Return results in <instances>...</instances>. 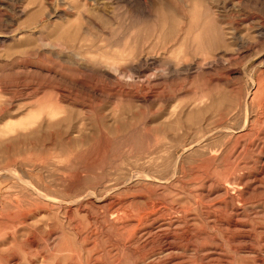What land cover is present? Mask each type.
I'll return each instance as SVG.
<instances>
[{"label": "rangeland", "instance_id": "1", "mask_svg": "<svg viewBox=\"0 0 264 264\" xmlns=\"http://www.w3.org/2000/svg\"><path fill=\"white\" fill-rule=\"evenodd\" d=\"M21 1L0 0V264L159 261L138 260L122 228L149 200L203 219L198 201L228 190L239 218L264 223V0H98L89 20L82 0L54 2L43 20L47 0ZM165 45L190 67L157 86L171 102L152 103L143 87L128 88L133 102L99 96L107 66L127 72L115 51L135 47L136 61ZM55 85L75 101L53 115L42 101ZM208 235L222 264H264V247ZM197 241L185 255L206 264Z\"/></svg>", "mask_w": 264, "mask_h": 264}, {"label": "bare ground", "instance_id": "2", "mask_svg": "<svg viewBox=\"0 0 264 264\" xmlns=\"http://www.w3.org/2000/svg\"><path fill=\"white\" fill-rule=\"evenodd\" d=\"M54 2H57L58 4H65L66 8L73 9L71 4L68 3L66 0H47V3L45 2L46 7H47V13L45 15H43L40 20H43L44 17H46V16L47 17L52 16L51 14L53 13V10H54ZM79 2H80V0H79ZM98 4H99L98 0H82L81 9L77 10L78 16L83 17L86 20H89L90 18L88 15L89 14L88 13V11H89L88 7H90L91 5H98ZM25 11H26V9H24V10L22 9L21 13H25ZM62 13L64 15H68V12L66 9H62ZM58 16L60 17V15H58ZM197 35L199 36V33ZM111 46H113V45H111ZM172 46L165 45L163 50L160 53H158L156 56H152V55L147 56V54H146V56H144V57H141L142 55H139L140 57H138V55H136L137 56L136 61L131 60V56L135 55V53H136L134 50L135 47H128V49L124 48V50L115 51V53L118 55L117 56L118 59L127 60V62H129L126 64L127 65V72H123L124 70L122 71V69H121V67L124 65V64H122L123 62L121 64L118 63V65L107 66V68L110 70L109 71L105 70L104 72H102L103 73L102 76L107 81L106 86L109 88L110 92L106 93V94L104 93L105 95L104 94L99 95V93H100L99 92L97 95L102 96L103 98H104V96L107 98H114L115 101L116 100L117 101L123 100V101H127V102H133V101L137 100V98H136L137 96L133 95V93H131V91H129L128 88L130 89L133 87H136V88L137 87L138 88L143 87L144 89H147L149 91V93H150L149 100L152 103L153 102H161L164 105L168 104L169 102H171L170 100L173 97L171 98V96H168V95H166V96L165 95H158L156 93L157 92V86L158 85L162 86L164 84V82H167L171 78L179 75L180 73H185V72L189 71V69H190L189 65L184 60L183 54L181 56H178L176 59L170 58L169 52H170V48ZM85 47H87V45L85 43H82L79 46L80 50L84 51V52L86 49ZM92 47H94V45H91L87 48L91 49ZM73 48H75V47H73ZM125 49H126V51H125ZM125 52H127V53H125ZM201 69H202V66L199 64H196V67H195L196 72L199 73ZM110 71H112V72H110ZM135 76H137L139 79H141L140 80L141 83L139 80L135 79ZM138 83H139V85H138ZM45 89L51 90L54 93V97L51 98V100H49V101L48 100L46 102L42 101V103L45 104L44 106H42L43 112H47L48 114L54 115L58 111L60 112V110L63 109L64 105L74 104L75 99L68 96V94L66 95L63 90H61L59 87H57V85L46 86ZM62 89H64V88H62ZM82 89H84V88H82ZM88 90H89V88H88ZM26 92H29V91H26ZM90 92H89V95H90ZM97 92H98V90H97ZM33 93H36V92H33ZM93 94H96V92H93ZM25 95H26V93H25ZM86 96L89 99L90 96H88V94ZM29 97H31V95ZM81 104H82V102H81ZM84 106H86V105L84 104ZM87 107H89V106L87 105ZM42 122H43V119H42ZM231 179H230V175H228L225 178L226 184L230 183L231 181L233 182V180H231ZM159 181H161V180H159ZM226 189H227V187H226ZM227 191L223 194L221 193V196H218V197L215 196L216 198L212 197V199L210 201H204L205 198L207 199V197L210 196V192H209V194H207L206 196H204L203 198H201L198 201V206H199L198 208H199L201 214L203 215V219L198 218L199 216L197 218L192 217L191 219H189L188 218L189 208H186V207H180V209H179V208L172 206L171 209L164 207L163 210H161V208H162L161 206H160L161 208L157 207V205H159L158 203L156 204L155 202H151L150 200L147 202L145 201V204L142 207L139 206L136 209L137 218L135 220H131V221L129 220L130 222L127 223L128 227H126L127 224L123 225V223H122L123 226L121 225L126 233L130 232L127 235L126 239H129V237L133 238L134 235L136 236L135 240L131 241V243L129 244L130 246L132 243L137 245V246L140 245L137 249H135L136 255H137L138 249L140 247L142 248V249H140L138 260H140L141 262L144 263V262H147L146 260L153 259L157 254L159 255V253H161V255H163L162 256L163 259L158 261L159 258H156L157 260L156 261L154 260L155 262H149L148 264H195L185 254H186L188 247H190V246L194 247L195 243L198 242L197 240H200L201 242H199V245H198L199 249L201 251L206 250V252L202 256V259L205 260V263L207 264L206 261H208L209 263L215 262V261L217 263L218 262L220 263L221 261H223V260L220 261V257L222 256L221 252H222L223 246L221 245L220 242H218L219 240L216 241L214 239V237L212 238V237H210V235H208V229L210 231L214 230L216 232H219L225 238L229 247L233 250H237V249L242 248V249H246L248 253H252V252L257 251L258 245L260 247H264V223L263 222H257V223L255 222L254 223V222H251L247 219L244 220L242 218H239L238 212H236V209L233 206L234 197L229 196V193ZM238 197H239V195H238ZM262 197L264 198V195H262ZM229 198H230V200H229ZM158 200L159 199H157L156 201H158ZM195 204H197V203H195ZM161 205H162V203H161ZM163 205H165V204H163ZM174 206H176V205H174ZM262 206H263V204H262ZM124 210H126V209H124ZM119 211H121V210L119 209ZM123 212H125V211H123ZM132 212L135 213V211H132ZM248 212H250V211L248 210ZM173 213H176V215L174 216ZM225 214L230 215L231 218H230V216H229V218L226 217ZM232 215H233V217H232ZM254 215H256V214H254ZM195 220H198L202 223L195 221ZM196 222H198V223H196ZM198 229L200 231H198ZM119 230H121V229H119ZM196 230L199 233H196V232L192 233ZM180 235H184V236L192 235V239H191L192 242L189 243L188 239L183 240L184 242L183 241H177V238ZM155 237L160 239L159 243L155 242L157 245H153V243H154L153 241H154ZM207 237L209 239H207ZM193 238H195V240ZM155 241H158V240H155ZM126 242L127 241L125 240V243ZM203 247H205V248L203 249ZM238 252H239V250H238ZM215 256L218 257V259ZM157 257H160V256H157ZM140 261H139V263H140ZM260 261H261V263H263L264 259L260 258ZM221 264H222V262H221Z\"/></svg>", "mask_w": 264, "mask_h": 264}]
</instances>
